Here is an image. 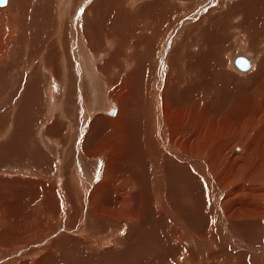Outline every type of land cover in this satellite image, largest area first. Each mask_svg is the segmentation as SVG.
<instances>
[{
	"label": "bare ground",
	"instance_id": "obj_1",
	"mask_svg": "<svg viewBox=\"0 0 264 264\" xmlns=\"http://www.w3.org/2000/svg\"><path fill=\"white\" fill-rule=\"evenodd\" d=\"M14 1H16L15 4H12L10 0H7V4L0 7V78L6 76L5 68L9 69L8 66L12 59L15 60L17 58L16 56H24V54L26 56L28 53L31 54L30 49L32 48L30 44L37 43H33L35 39V36H33L35 30L39 32L37 31L38 24L45 19L46 12L49 10L48 8L44 14L42 8L45 7L47 9L48 5L45 2L43 3V0H28L27 2L23 0ZM37 4H40L39 7H37ZM16 6H18L19 10ZM32 7L41 9L45 17L42 18L41 21V18L38 16L40 18L39 20L37 15L32 19L30 18L31 16H29L30 19L23 21V24H21L22 14H31L30 11H33ZM99 7L98 5L93 7L95 8L93 12L94 25L91 28V32H94L95 37L97 36L98 40L106 43L108 47L107 53H104L106 56L104 58H108L109 56L110 58L106 59V63L103 61V64H106L102 68L103 72H97L99 69L97 68L99 67V57L104 56L98 51L97 46L92 48V54L86 51V49L91 48L89 41L91 38L89 39L84 31L80 36L79 25H77V23L73 28L75 30L77 29V31H74L72 29L73 21H70L71 31L69 30V33L71 34L72 43H76L75 45L79 46L81 54L87 61V65L85 64L86 67L84 65V75L85 72H88L90 78L88 74L86 77L81 75L82 80L86 82L87 78L92 81L94 86L95 83H100L103 78L105 84L103 86L107 89L106 92L104 91L103 95L105 96V93L108 92L109 89L107 87L112 88L111 91L109 90V93L112 95V98L116 100L118 111L114 117L103 115L105 126L96 134L93 142L90 140L89 143H83L82 138L78 148L79 151L74 150L73 145L78 133V124L76 122L74 125H66V122H68L66 120L72 119L73 115H69L71 112L68 111L63 115L62 110L59 109L60 107L58 108L59 110L57 109L55 111L54 109L58 104L62 103L63 100L65 101L73 95L76 96L75 94L78 93H75V91H77L75 85L78 83L76 81L75 84L77 76L73 71L75 67H73V65L76 64L75 62H79V59L76 52H74L75 54L73 53L76 57H71L70 52L72 51L69 52L68 47L65 48L66 44L64 45L63 43L66 42L65 36H59V33H64L62 25H60L61 27L58 30L57 36L55 35L52 39H55L56 48L59 50H56L57 53L54 50H48V47L46 49L50 52L47 53L45 47L48 44L45 45V40L41 37L42 34L37 37V39L41 37L38 40L39 42L42 41L43 49L40 50L39 53L37 52V55L35 54L37 60L35 61V59H33L35 65L31 69V74L34 76L33 82H40L42 85L41 88H43L41 91H44V93L39 94L37 96L38 98H32L34 101H37V103H44V106L46 104L49 123L46 122L47 118L45 119L43 114L37 115L36 113H31L32 115H25V118L30 121L29 124L28 121H25V124L24 121H22L24 117H18L20 113L18 108L7 105L9 106L8 108L5 107V110L1 109L0 264H136L135 258L137 259V263H139L140 260L150 264L147 257L145 259V256H143L146 251L141 247V245H145L147 242L151 243L150 238H152L146 233L144 224L146 221H151L152 217L155 216L154 211H158L160 215L157 217L153 229L157 227L159 220L163 221V217L166 218L161 208L163 206V199L161 197L160 199L158 198L159 201H161L160 206H155L153 201L160 194L164 193L163 188L171 192L178 187V182L181 189L185 183L190 184L189 182L192 180L191 177L193 174L197 173L195 169L201 173L200 177L202 180L206 181L205 184L210 188L208 192L209 199L206 197L201 198L202 206L203 204L205 205V203L208 205V208H206L208 210V215H206L205 209L203 214L201 212L203 220H205L203 225L195 226V224H193L189 226L191 218L186 215L184 216L180 208H174L172 213L177 210L176 213H178L185 224L193 230V236L184 235L181 231L175 232L174 228L170 230V233L164 226L162 231L164 239L159 236L161 242L159 247L160 251H158L157 256L154 257L155 260L161 262V264H197L195 260L199 258V256L197 257L199 251L196 253L194 252L195 250L192 251V246L196 245L195 240H197L200 244H209L211 242L210 245L216 241L222 251V255H217V252L213 251L212 246L209 245L210 250L205 252L202 250L204 254L202 264H210V259L213 258L214 261L215 256L222 257L224 264H231L229 263V258H227L228 253L226 250L222 249V241L216 238L210 240L207 238L208 235L205 234L201 236L198 234H203L207 231L202 228H205L209 221L215 220L219 222L220 228H222L226 238H228L235 249V255L230 257V259H234L235 264H246L249 261L248 259L242 262V258L246 257L244 256L246 254L251 255L250 264H255V262L258 261V252L263 255L262 259H264V247H262L263 245L260 247L256 242L259 236L258 232L262 231V229L255 225L257 220L264 217V206L258 203V205L255 204V208L252 210H240L241 207H245V202L243 203V199L240 197L243 190L245 191L251 188V194H257L260 198L261 195L264 194V188L259 184V181L264 177V160L259 153L254 135L251 136V141L248 142L249 145L241 139L243 135H239L240 132L238 134L234 133L231 136L232 139L238 143L244 142L242 143L243 152L240 151L242 155H232L228 159L230 162L235 160V163L233 162L234 167L236 164L245 170V173L244 171L239 173L241 175L237 173L236 176L235 174H231L228 177H237L236 182L233 179L232 185H230L229 181H225V183L221 182L220 180H223V176H219V172L216 178H214L211 173V171L213 172L215 169L218 170L221 167L219 160L220 158L222 159L221 156L224 153L223 148L227 139L228 130L230 128L233 129L235 123L244 121L243 116H247L245 112L248 110L257 113V110H253L252 107V103L254 102L248 99L247 102L243 104L244 106L237 107L229 119L220 118L222 115L220 113L214 116L220 119H211L210 113L213 112L214 114L215 111L212 110L209 113L210 106L208 102L201 103L200 101H192L194 99L192 95L194 89L189 88L186 95L180 93L178 88L179 76L178 74H174L173 70L172 72L167 71L168 75L171 76L170 86L172 85V87H167L164 95L158 97L160 100L159 105H161L157 107V110L154 109L156 113L154 110L153 112V108L151 109V107L154 104L152 103L153 101L148 99L149 95L147 94L146 98V95L144 97L140 94L141 92L137 93L135 91L136 88L144 91L147 84L146 82L144 86L142 85L145 76V71L141 68L142 66L138 65L139 68L133 67L135 63H140L141 58H146V55H143L145 53L143 51L144 46H141L144 44L136 43L132 45L131 39L129 37L128 40L126 39L125 32H123L125 29L116 30L118 24L115 21L116 19L111 21L108 18L110 22H105L103 20L105 26H102L104 29L102 30L97 18H94V14H97ZM59 11L61 12V10ZM70 11L71 10H69V13ZM36 12L38 11L36 10L34 14ZM43 14L41 15L43 16ZM63 14H65V11H63ZM72 14H75L74 9L70 14L66 15L71 16ZM71 17L73 18V16ZM83 17H85V15ZM47 18L48 16L46 19ZM84 19L86 18H83V20ZM89 20L91 21V19ZM64 21L65 18L63 19V22ZM6 23H10L11 29L8 30V32L5 30ZM48 24L49 23H47V25ZM142 25H144L142 32L147 30L150 32L151 25L149 26L147 23H142ZM39 26L41 27L40 29L43 28V25L39 24ZM83 26L85 25L83 24ZM54 27L51 29L56 31L58 25L56 30ZM53 30L51 31L49 29L52 33ZM105 31H107L106 33L108 34L107 39H104V36H102ZM51 32L49 33L51 34ZM36 34L37 33H35V35ZM43 34L45 35L44 32ZM10 43L12 48L9 46ZM114 43L117 45V48L113 47ZM49 45L52 46L51 44ZM7 48L9 49L7 50ZM141 52L143 53L141 55L143 57L140 56L139 59L137 54H141ZM173 55L175 57V54ZM32 57L33 56H31V58ZM174 57L170 60L172 64H175L176 58ZM33 60L31 59V62ZM43 60L49 64L45 62L44 66L41 65L40 62ZM251 60L253 62V58H251ZM233 62L235 63V59ZM252 62L249 63L248 68L245 69L246 71L251 69ZM27 63L29 64L28 61ZM31 64L33 65V62ZM31 64L25 69L26 72L29 71ZM148 65H145V70L147 68V75L149 72ZM193 65L195 68L198 66L200 67L198 64ZM204 65L205 67L203 68H206L207 65ZM1 68L4 69L1 70ZM137 69L141 70L140 78L142 76V80L136 79V74L137 72L139 73ZM260 69L262 71L261 73H263V69ZM129 70H132L131 73H133L131 78L129 77L131 75ZM52 73H54L53 76H55V79L50 83L48 80L50 76H52ZM126 79H128L129 82H127ZM78 81L81 82V80ZM2 82H0V90L7 85L6 81L5 85H2ZM29 82L31 81H28V83ZM28 83L26 84L27 86L25 85L26 88L30 85V83ZM78 87H82V84H78ZM25 92H27V90H25ZM0 94H2L0 96L1 108V105L8 99V94L3 95L6 94L3 93V89L0 91ZM158 94L155 95V97H157ZM161 94L163 93L161 92ZM19 98L15 100V104L12 105L19 104ZM134 100L142 102V107H145V111L143 113L138 112L140 119L133 123V119H136V115H138L129 114V111L134 108L133 105H137ZM111 105V103H108L106 107H104L103 104H101L100 109H104L105 113H107ZM254 105L256 104L254 103ZM65 106L67 107V105ZM256 108L259 113L262 115L264 114V97L261 98V102L256 105ZM54 111L60 118H62L63 115L66 119V122H64L66 125L65 135L68 141H71L67 143L68 145L66 144V146H61L57 140H53L55 138L53 136L57 134L56 132L49 131L45 128L47 124L53 123L51 117L55 116ZM20 118L23 123L19 122ZM33 118L37 119L33 121ZM260 122L263 125L264 118ZM148 123L151 125L149 126ZM246 124L252 125L249 121ZM243 125L242 123V126ZM144 126H147V128H145L146 132L143 133ZM48 127L51 128L50 125H48ZM217 128L219 132H217ZM17 129L19 133L23 132L21 144H24V148H19V140L14 139ZM31 130L32 134L29 135V131ZM141 133L143 137L140 136ZM45 135L48 136V139L45 138ZM61 135H63V133ZM12 139H14V141ZM190 144L194 146L192 151L190 149ZM52 152H55V161L48 157V155L51 156ZM247 152L252 153L250 158H248L250 154ZM12 153H14L13 155L16 157L12 156ZM100 158L103 159V162H101V174L99 173L97 175V181L92 187L83 189L78 179L80 172L85 174L87 181H93L96 177ZM67 160L68 162H66ZM164 160L168 167L167 170L164 169ZM228 161H226L227 164ZM177 165H181L184 168L183 173H181ZM75 166L79 170V174H77L74 168ZM223 168L224 166L222 169ZM227 169H229L228 166ZM248 169H250V172H248ZM257 170L262 171V174L259 175V172H256ZM224 171H226V169ZM163 172L166 174L164 181L168 180V185L163 184V181L157 179L159 174L163 176ZM231 173L233 172L231 171ZM149 175H152L154 178V180L151 179L149 181L152 185L146 178V176ZM242 179H246V181H242L241 185L237 186V182ZM253 184L255 185L253 186ZM233 187H235V190ZM255 187L256 189H254ZM175 194L176 199H179V194L177 192H175ZM142 199H148V201H143ZM246 202L249 203L250 201ZM168 215L171 216L170 213ZM176 217L179 218L177 215ZM250 226L255 228L257 232L247 233L251 231ZM173 235L174 239L171 240ZM166 241L172 243L173 246L164 254V250L162 252L161 249L164 248L163 246ZM150 245L151 244L148 246L147 252H150ZM138 247L140 249H138ZM237 248H243L242 255L236 256ZM140 254L142 255L140 256ZM168 256H172L169 258L170 260L165 259ZM204 258L210 259L206 261Z\"/></svg>",
	"mask_w": 264,
	"mask_h": 264
},
{
	"label": "rangeland",
	"instance_id": "obj_2",
	"mask_svg": "<svg viewBox=\"0 0 264 264\" xmlns=\"http://www.w3.org/2000/svg\"><path fill=\"white\" fill-rule=\"evenodd\" d=\"M10 1L12 2V4H15V2H16L14 0H10ZM23 1L27 2L28 0H26V1L23 0ZM44 2L47 3V5H48L47 9L45 7H44L45 9L42 8V10H44V14L49 8L48 12H46V15H45L46 17L48 16L47 19L44 16L43 11L41 12V9H38L35 7H32L34 12L36 10L38 11L35 14L33 11H30L31 14H25V13L22 14V19L20 16V19L22 22L21 24H23V21H25V20H29L30 18L31 19L35 18L36 15H37V17L39 16L41 18V21H42V18L45 17V19H43V21L39 23V24L43 25L42 27L44 28V31H43V28L40 29L41 27L38 24V28L37 27L36 28L38 29L37 31H39V32H36V30H35V33H37V34L35 35V33H34V35H33V36H35L33 43H35V42H37V43L30 44L32 49H30V47H29L31 54L28 53L29 55L27 54L26 56H25V54H24V56H22V55L16 56L17 58L15 57L16 59L15 58H14L15 60L12 59V61H11L12 63L11 62L9 63V66H8L9 69L5 68L6 69V76L4 78L3 77L0 78V82L4 81V82H2V85H5V81H6L7 85L2 89H3V93H6L3 95L8 94L7 95L8 99L3 104L4 106L1 105L0 112H2L3 109L5 110L6 108H8L11 105L14 108L15 107L18 108V111L20 112L18 114L19 115L18 117H22V118L24 117L22 120V121H24V123H25V121L26 122L28 121V124L30 123L29 119H27L25 117L28 115H32L31 113H33V114L36 113L37 115L43 114L45 119L47 118L46 122L49 123L48 122L49 115L47 113L48 108H47L46 104L44 106V103H37V101H34V99H33L34 97L38 98L37 96L39 94H43L44 91H41V90H43V88H41L42 85L40 84V82H37V83L33 82L34 76L31 74V69L34 67L35 61L37 60V58H36L37 54L36 53L37 52L39 53V51L43 49L42 48V46H43L42 41L39 42V40H38L39 38L42 37V39L45 40V42H44L45 45L48 44L45 47V51H47V53L50 52V51L48 52V50L59 51L56 48L57 46L55 45V42H54L55 39L54 40H52V39L54 38L55 35L57 36L58 30L61 27L60 25H62V30L64 31V33L63 34L59 33V36H61V35H62V37L65 36L66 42H63V43H64V45L66 44L65 48L68 47L69 52L72 51V52H70L71 57L72 56L76 57L74 55L75 54L74 52L77 53V57L79 59L78 60L79 62H75L76 64L73 65V67L75 66L73 68V71L76 73V76H77V79L75 80V84L77 81V83L79 85L82 84V87H78V84L75 85V89L77 90V91H75V93L78 92L77 94H75L76 96L73 95V96H70L69 99H67L65 101L63 100L64 103L62 102V103L58 104V106H56L54 109L56 111L60 107L59 109L62 110L63 115L66 114L68 111L71 112L69 115H71V116L73 115L72 119L70 118V120L69 119L66 120L63 115H62V118H60L58 115H56V112L54 111L55 116L51 117L53 123L47 124L45 126V128L48 129L49 131L57 133L53 136V137H55L53 140H57V142H59V145H61V146H64V145L66 146L67 143L71 142V141L70 142L68 141L67 136L65 135L66 125H71V124L74 125V124H76V122L79 125V126L77 125L78 129L76 128L78 133H77L76 139L74 140V145H73L74 150L79 151L78 148L80 146L82 138H83V143L84 142L89 143L90 140H92V142H93V139H95L96 134L99 133L100 129H103V126H105V120L103 119L104 118L103 115L114 117L116 115V112L118 111L116 100L114 98H112V95L109 93V90L111 91L112 88L107 87L109 90L107 93H105V96L103 95L104 91L106 92V90H107L105 88V86H103V85H105L103 82V78L101 79L100 83H95L96 85L94 84V86L92 84V81L88 80L87 78H86V82H84L82 80L81 75H84V65L85 64L87 65V61L85 60V58L81 54V50H79L80 49L79 46L75 45L76 43H74V44L72 43L73 41L71 40V34L69 33L71 31L70 30V21H73L72 29L74 28V25L77 23V25H79L78 27H79L80 36L82 35V33L85 32V35H87L89 37V39L90 38L92 39V40L91 39L89 40L91 48L86 49V51L89 52V54L93 53L91 50L93 47H96V46L98 48V51H100L101 55H104V53L105 54L107 53L108 47L106 46V43H104L101 40H98V37L97 36L95 37L94 32H91L92 31L91 28L94 25L93 12H94L95 8H93V7H95L96 5H98L100 7H99V10L97 12L98 15L95 13L94 18L95 19L97 18V20L100 24V27L105 26L104 21L110 22V20L113 21L116 19L115 20L116 23L119 24V25L117 24L116 30H119L122 28L125 29V30H123V32H125L126 39L128 40V37H129L132 41V45H135L136 43H139V44L143 43L144 44L141 46H144L143 51L145 53L143 54L142 53L143 51H142L141 54H137V56L140 59V56L143 54L144 56L146 55V58H141L140 63L139 64L135 63V65L133 67L139 68L138 65L142 66L141 68H143L145 71L144 72L145 73L144 83L142 85L144 86V84H146V82H147V84H146V87L144 88V91L139 90L137 88L135 89V91L137 93L141 92L140 94H142L144 97L146 95V98H147V94L149 95L148 99H150V101H153L152 103L154 104L151 107V109L153 108L152 111L154 109L157 110V107H159L161 105V104L159 105L160 100L158 99V97L164 95L167 87H170V88L172 87V85L170 86L171 76L168 75V72L169 71L172 72L173 70H174L173 73L176 75L178 74V76H179L178 88H179L180 93L186 95L189 88L194 89V91L192 92L194 99L192 101H194V100H195L194 102L200 101L201 103L208 102L209 106H210L209 113L212 110L215 111L214 114H213V112L210 113L211 119L212 118H216V119L227 118V119H229V117L237 109V107L244 106L243 104H245L248 99H250L249 101H252L256 105H258L261 102V98L264 97V68H263L264 67V0H43V3ZM6 4H7V0H6V3L0 4V7H3ZM39 5L37 7H39ZM41 6H42V4H41ZM16 7L18 8V6H16ZM51 7H52V9H51ZM50 9H51L52 13L50 12ZM73 9L75 12V14L71 15V16H73V18L71 16H67L68 14L71 13V11ZM18 10H19V8H18ZM20 10H22V9H20ZM59 10H61V12ZM66 10H67V12H66ZM69 10H71L70 13H69ZM132 10H133V12H132ZM63 11H65V14H63ZM39 12H40V15H39ZM57 13H58V15H57ZM91 13H92V16H91ZM41 14H43V16ZM49 14H50V17H49ZM84 15H85V17H83ZM5 16H7V15H5ZM29 16H31V17L29 18ZM62 17L65 18L64 22H66V23L63 22L64 18H62ZM66 17H67V19H66ZM40 18H39V20H40ZM56 18H59V19H56ZM83 18H86V19L83 20ZM89 19H91V21ZM44 20H45V22H44ZM61 20H62V23H61ZM56 21H57V23H56ZM88 21H90V22H88ZM121 22H123V23H121ZM45 23H46V26L50 25L53 27L55 26V23H56V26L54 27V29L56 30V27L58 25L57 30H56L57 32L54 31L53 29H51L53 27H50V26L46 27ZM47 23H49V24L47 25ZM128 23H129V27H128ZM142 23H145V24L147 23V25H149V26L151 25L150 32H149V30L142 32L143 26H144V25H142ZM83 24L85 26H83ZM10 29H11L10 23H6L5 24L6 32H8V30H10ZM49 29L51 31L53 30V33L51 31H49ZM101 29L104 30L103 27ZM41 30H42V32H41ZM73 30L77 31V29L76 30L73 29ZM88 31H89V33H88ZM43 32L45 33V35L43 34ZM49 32H51V34ZM106 32L107 31H105V33L102 34V36H104V39H107V37H108L107 36L108 34ZM31 33H33V32H31ZM41 34H42V36H41ZM85 35H84V38H85ZM38 36H41V37H39L37 39ZM46 39H47V41H46ZM115 39H117V38H115ZM49 44H51L52 46H50ZM9 46H10V48H12L11 43L9 44ZM116 46L117 45L114 43L113 47H116ZM47 47L49 48L48 50L46 49ZM50 47H51V49H50ZM8 49L9 48H7V50ZM57 51H56V53H57ZM173 54H175V57ZM238 54L247 55L248 58L250 59V62H252L251 58H253L252 67L250 70H247V71L241 70L238 67H236L233 60L236 58V56ZM31 56H33V57L31 58ZM104 57H106V56L104 55L102 57H99V59H100L98 61L99 67H97L99 69L97 70V72L98 71L103 72L102 68H103V66L106 65V64H103V61H104V63H106V61H107L106 59L110 58V56L108 58H104ZM141 57H143V56H141ZM173 57L176 58L175 64L170 63V60ZM24 58H26V59H24ZM231 58H232V61H231ZM31 59L32 60L35 59V61L34 60L32 61L33 65L31 64L32 63ZM27 61L29 62V64H31L28 72L25 71L27 66H29ZM148 61H150V62H148ZM45 62L46 61L43 60L40 62V64L44 66ZM159 62H160V65H159ZM20 63H21V65H20ZM46 63H48V62H46ZM192 63L195 65L198 64V65H200V67L198 66L195 68ZM18 64L20 67L18 66ZM146 64L147 65L149 64L148 65V70H149L148 75L146 72L147 68L145 70ZM204 64L207 65L206 68H203V67H205ZM86 65H85V67H86ZM167 66H168V68H167ZM158 67H160V68H158ZM260 68L263 69V73H261L262 71ZM2 69H4V68H1V70ZM137 70H139V69H137ZM69 71H71V70H69ZM242 71H245V72H242ZM129 72L131 74L129 77L131 78L132 74H133V73H131L132 70H129ZM87 74L89 77L90 75L88 72L87 73L85 72L84 76L86 77ZM53 75H54V73H52V76H50V79L48 80V82L52 83L54 81L55 76H53ZM140 75H141V70H139V73L137 72V74H136L137 80H142V76L140 78ZM146 75H147V77H146ZM5 78H6V80H5ZM145 79H146V81H145ZM78 80H81V82ZM126 80H127V82H129L128 79H126ZM28 81H31V82H29L30 85L26 88L25 85L28 83ZM84 85H85V87H84ZM97 85H99V86H97ZM91 86H93V87H91ZM84 88H86V89H84ZM2 89L0 91H2ZM145 89H146V91H145ZM4 90H5V92H4ZM25 90H27L28 93L25 92ZM161 92L163 94H161ZM157 94H158V96L155 97V95H157ZM1 95L2 94H0V96ZM18 98L20 99L19 104L12 105V104H15L14 101L17 100ZM154 99H155V101H154ZM134 102L137 105H133L134 108H132L129 111L130 112L129 114H131V115L132 114H138V115H136V119H133V123L135 121H137L138 119H140L139 113H143L145 111V107L144 108L142 107L143 106L142 102H138V100H134ZM108 103H111L112 105H111V107H109V111L107 113H105L104 109H100V105L103 104V106L106 107V105ZM254 103H252V107H253V110H257V113H253V112L248 110L247 112H245V113H247L248 117L246 115H244L243 116L244 121L235 123L233 125V129L230 128L228 130L227 139L225 141L224 148H223L224 153L221 156L222 159L219 157L221 167L218 170L215 169L213 172L211 171L212 176L214 178H216L218 176L217 175L218 172H219V176H223V180H220L221 182L225 183V181H227V182L229 181L230 185H232V179L235 180V182H236L237 177L232 176V177L228 178L231 174H233V175L235 174V176H236L237 173H238V175H241L239 173H242L243 171L245 173V170L242 169L240 166L235 164V167H234L235 160L230 162V161H228V159L232 155L238 154V156H241L242 152H243L242 143L245 142L246 144H248V142L251 141L252 135H254L255 141H257L256 145L258 147L260 155L263 157V158L262 157L261 158L264 160V124L262 125L260 122L264 118V114L262 115L261 113H259V111L256 108V105H254ZM7 105H9V106H7ZM65 105H67V107ZM155 113H156V111H155ZM219 113L222 114L220 118L214 117V116H216V114H219ZM35 119H37V118H33V121H35ZM65 120L68 122H66ZM247 120L252 124L251 126L246 124V123H248ZM19 122H21V118L19 119ZM64 122H66V125ZM21 123H23V122H21ZM62 123H64V124H62ZM242 123L244 124L243 126H242ZM148 124H149V126L151 125L150 123H148ZM48 125H50L51 128H49ZM139 128H141V127H139ZM145 128H147V126L146 127L144 126V129ZM28 129H29V127H28ZM144 129H143V133L146 132V129H145V131H144ZM18 131H19L18 129L15 131L16 134H15L14 139L19 140L18 141V147L19 148H24L23 147L24 144H21L23 132L19 133ZM217 132H219L218 128H217ZM239 132H240L239 135H241V134L243 135L241 139L244 142L238 143V142L234 141V139H232L231 136L234 133L238 134ZM62 133H63V135H61ZM30 134H32V130L29 131V135ZM137 135L139 136L138 133H137ZM140 136L143 137L142 133L140 134ZM254 137H253V139H254ZM45 138L48 139V136H46ZM14 139H12V140L14 141ZM190 149H191V151L194 149L193 144H190ZM240 151H242V152H240ZM54 153L55 152H52L51 156L48 155V157L51 158V160H53V161H55V158H56ZM13 154L14 153H12V156H14ZM248 154H250L249 156L247 155L248 158H250L252 156V153H248ZM52 155H54V156H52ZM14 157H16V156H14ZM90 158H92V157H90ZM226 161H228V164ZM66 162H68V160ZM101 162H103V159L100 158L98 170L96 171V177L94 178L93 181H91L92 183L87 181L85 174L80 172L78 179H79V181L81 183V187H83V189H85V188L89 189V187H92L93 184L97 181V175L101 172ZM212 163L214 164L213 161H212ZM223 163H224V165H223ZM230 164H231V166H230ZM76 165H78V164H76ZM163 165H164V169L167 170L168 167L166 165L165 160H164ZM163 165H162V167H163ZM222 165L224 166L223 169L224 170L226 169L227 172L222 169V167H223ZM227 166L229 169H227ZM177 167L180 169L181 173H183L184 168L181 165L180 166L177 165ZM74 168L76 169L77 174H79V172H78L79 170L77 169V167L75 166ZM230 170L233 173H231ZM195 171L197 173L193 174V176L191 177L192 180L189 182L190 184L185 183L181 189L179 186V182L177 181L178 187L174 191H171V192H169L168 190H165L162 187L164 190V193L160 194L153 201L155 206H158V205L160 206L161 201H159V199H160V197L163 199V202H162L163 206L161 208H162L163 214L166 216V218L163 217V221L159 220V222L157 223V227L155 229H153V225L156 222L157 217L160 215L158 213V211H154L155 216L152 217L151 221L148 220L149 222L146 221V223L144 224V227H146V233H148V235L152 238H150L151 243L147 242V244L141 245V247L143 250L146 251V253H145L146 255L143 254V256H145V259L147 257V260L150 262V264H161V262L156 261L154 257H156L157 252L160 251L159 247H160L161 242H160L159 238L162 237L164 239V236L162 234L164 226L169 231L174 228L175 232L181 231L184 233V235L187 234V235L193 236V234H192L193 230L189 226H191L193 224H195V226H202L203 222L205 221V220H203L202 214L205 212V209L208 208L207 207L208 205L205 203V205L203 204V206H202L201 198L206 197L207 199H209L208 192H209L210 188L207 186V184H205L206 181L202 180V178L200 177L201 173H199L196 169H195ZM229 172H230V174H229ZM248 172H250V169H248ZM256 172H259V175L262 174V171H260V170H257ZM222 173H223V175H222ZM195 175H197V176H195ZM165 177H166V174L163 172V176H161L159 174L157 179L159 181H163V184L168 185V180L164 181ZM195 177H197V178H195ZM146 178H147L148 182L151 179L154 180L152 175L146 176ZM244 180L246 181V179L239 180L237 182L238 183L237 186H240L241 182ZM249 180H251V179H249ZM172 183H174V182H172ZM259 184H261L264 188V177L262 178L261 181H259ZM162 185H160V186H162ZM254 185L255 184H253V186ZM233 188L235 190V187H233ZM254 189H256V187ZM246 190L245 191L243 190L240 194L241 199H243L242 200L243 203L245 202L244 203L245 207L244 208L241 207V209H240L241 211L252 210L255 208V204L258 205V203L261 206H264V194H262L261 198H260V196L257 194H253V195L251 194V190H252L251 188L246 189ZM248 190H250V191H248ZM206 191H207V194H206ZM175 192H177L179 194V195L177 194L178 196H180L179 199H176ZM157 199H158V201H157ZM142 200L148 201V199H142ZM246 201H250V202L247 203ZM249 204H252V205H249ZM253 204H254V206H253ZM246 205L249 207H247ZM174 208L175 209L180 208L182 210L184 216L186 215V216H189L191 218L189 226H187V224H185L184 220L178 215V213H176L177 210H175V212L172 213ZM201 212H202V214H201ZM207 212H208V210L206 209V215H208ZM169 213L171 214V216L168 215ZM176 215L181 219L177 218ZM263 218L264 217H261V219H263ZM261 219L257 220V222L255 224V225L259 226L260 229H262V231L258 232L259 236L257 237L256 242H257V245H260V247L262 245H263L262 247H264V236H263L264 235V231H263L264 230V227H263L264 226V223H263L264 219L263 220H261ZM252 222H254V221H252ZM176 227L179 229H177ZM202 229L203 230L206 229L207 231H205L203 234L202 233H198V234L201 236L206 234V235H208L207 238L210 240H212V238H216L217 240L222 241V245H223L222 249L226 250V252L228 253L229 257L227 256V258H229V260H230L229 263L235 264L234 259L233 260L230 259V257L232 255H235L234 254L235 249L231 245V243L229 242L228 238H226V235L224 234V231L222 230V228H220L219 222L216 220L215 221H209L207 226L205 228H202ZM250 230L251 231L247 232V233L257 232V230L255 228H253L252 226H250ZM261 232H262V234H261ZM170 233H171V231H170ZM172 239H174V235H173V238H171V240ZM147 240H149V239H147ZM210 243L209 244H204V243L200 244L197 242V240H195L196 245L192 246L194 249L192 247L191 248H192V251L195 250L194 251L195 253L199 251L197 253V257L199 256V258H197L195 260V261H197L196 262L197 264L203 263L202 260H203L204 254L202 253L203 252L202 250H204V252L207 250H210V248H209L210 246H212L213 251L217 252V255H219V254L222 255L221 248L217 245V242L216 241L213 242L212 245H210ZM149 244H151L150 248H149L150 252L149 251L147 252ZM172 246H173L172 243L166 241L165 245L163 246L164 248L161 249V251L163 252V250H164V254H166L167 251L170 250ZM138 249H140V248L138 247ZM165 249H167V250H165ZM242 249L243 248H240V249L237 248L236 249V256L243 254ZM141 255L142 254H140V256ZM244 256H246V257L242 258V262L245 259L246 260L248 259L251 262V255L250 254H246ZM257 256H258L257 257L258 261H256L257 263L255 262V264H262V263L264 264V259H262L263 255H261L258 252ZM171 257L172 256H170V257L168 256L165 259H169ZM207 259L209 260L210 258H206L205 260L207 261ZM134 260L136 261L135 262L136 264H141V263L142 264H148L147 262L140 261V260H139V263H137L136 258ZM210 260H211L210 264H224L222 257H219V256H215L214 261H213V258H211ZM249 261L246 264H250ZM239 262H240V259H239Z\"/></svg>",
	"mask_w": 264,
	"mask_h": 264
},
{
	"label": "water",
	"instance_id": "obj_3",
	"mask_svg": "<svg viewBox=\"0 0 264 264\" xmlns=\"http://www.w3.org/2000/svg\"><path fill=\"white\" fill-rule=\"evenodd\" d=\"M4 3H6V0H0V4H4ZM249 63H250V59L245 57L242 54L237 55L235 58L236 67H238L241 70L247 69L249 66Z\"/></svg>",
	"mask_w": 264,
	"mask_h": 264
}]
</instances>
